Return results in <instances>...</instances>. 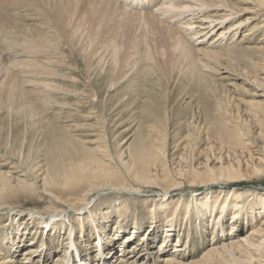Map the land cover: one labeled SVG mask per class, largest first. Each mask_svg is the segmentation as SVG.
Segmentation results:
<instances>
[{"label":"rangeland","instance_id":"obj_1","mask_svg":"<svg viewBox=\"0 0 264 264\" xmlns=\"http://www.w3.org/2000/svg\"><path fill=\"white\" fill-rule=\"evenodd\" d=\"M220 1L218 33L245 22L211 45L98 0H0L26 27L0 31V264H264V0ZM234 187L235 217L202 205Z\"/></svg>","mask_w":264,"mask_h":264},{"label":"bare ground","instance_id":"obj_2","mask_svg":"<svg viewBox=\"0 0 264 264\" xmlns=\"http://www.w3.org/2000/svg\"><path fill=\"white\" fill-rule=\"evenodd\" d=\"M60 1H62V0H60ZM71 1H73V0H71ZM98 1L100 3L118 6L119 8H121L123 11H125L127 13H132V14L139 15V16H145V15L155 16V15H157L156 17L158 19L160 18L162 20V22H165L169 26H175L174 29L178 30L179 33L181 32L182 34L190 35L193 38H195L196 36H199V38L206 39V40L211 37L210 38V39H212L210 41L211 45L216 44L219 40H223V38H226V35L228 34V32L238 28L241 25V23L243 24L245 22V20H243L239 23L237 21H233V23L227 27V30L223 29L218 33V31L221 27V23L226 22L228 19H231V21H232V20H234V18H237L236 17L237 15L234 16L237 12H235L234 9L225 8V7H227L226 3H224V1H220V0L218 1L219 4H217V5L211 3V1L209 2L208 0H162L160 2V4L157 7H155L154 10H149V11L146 10L144 12L143 11L142 12L136 11L135 9L134 10L128 9V8H126V6L124 7L121 3H119L115 0H98ZM247 2H249V1H247ZM126 3H127V5H131L134 8L136 7V9L142 8V5H144L145 3H151L152 4L151 0H126ZM153 3H154V0H153ZM6 8H7V6H6ZM8 9H10V8H8ZM246 9L249 10L250 13H254V12L256 13V9H258V8H256V6H248ZM5 10H3L2 13L0 14V18H1L0 19V31L3 33L15 32L14 29H9V28H11V27H9L10 24L9 25L5 24V23H8V21H13L14 24L16 22H18L17 19L8 20V18H11L14 16L15 11L13 10L14 13H12V12H8V10L7 11H5ZM19 11H22V9H18V12ZM25 11L26 10H24L23 14H18V15L23 16V18H25V19H32L34 17L33 13L25 12ZM14 18H15V16H14ZM170 19L171 20L172 19L178 20V25H176V24L172 25L171 23H168ZM246 19H249V17H247ZM17 24L20 28L22 27L23 29L26 30L25 25H23L19 22ZM173 24H174V22H173ZM13 27L17 28V25H14ZM25 30H23V31H25ZM216 31L219 35L217 37L213 38L214 36H212V34H214ZM186 32H188V33H186ZM221 42L222 41H220V43ZM117 46L115 47V55L116 56H117V53L119 50L117 48ZM210 52L215 53V54L218 53V52H214V51H210ZM15 62L16 61H14V63ZM55 159L53 158V160H55ZM91 171L94 175L96 174L93 170H91ZM67 173H69V172H67ZM78 173H80V172H78ZM102 173L107 174L108 177L110 176L114 179L118 178V173H116V172L111 173L107 170L105 171V167L100 168V172L98 175H102ZM72 174L74 176L76 175L75 173H72ZM71 176H72L71 174L70 175L68 174V175H66L65 179L69 180L71 182L74 179V178L71 179ZM78 176H80V175H78ZM81 177H84V175H81ZM249 195H252V193H248V191L246 192V191H243L240 189H236V187H234V188L230 189L227 193H223V194L219 193L218 196L215 198L211 199V197H207L208 199L206 201H204L202 205L205 207H208L211 204H213V206H216L219 209V211H222V210H224L225 207H227L226 203L228 202V199H231L232 201L236 202L235 203V211H234V217H235L236 211H238V213L241 211V210L236 209L237 207L239 208L240 206H242V203H240L242 201H240V200L245 199ZM253 197L256 198L255 200L262 201V204H264V192L254 193ZM179 202L180 201H177L175 203H174V201L170 202V201H168V198H164L163 201L161 202V205H163L164 211H167V209H169V208H173V212H174L173 214L177 215V214H179V211H181L183 209ZM81 212H79V213H81ZM155 214H156V212L153 213V215H155ZM59 215H61V214L59 213ZM263 223L264 222H262V224ZM261 229L264 232V226ZM254 234H258V232L253 231V235ZM243 239H245L249 242L251 238L249 239L248 236L247 237L245 236V237H243ZM250 242H252V241H250ZM261 242H264V238L261 239ZM246 244H247V242H246ZM249 245L252 246L253 243H250ZM223 246H225V245H223ZM220 249H221V247H220ZM216 251H218V247H214L213 249L208 251V253H209V255H215V254L219 253ZM1 254H3V252H0V255ZM172 258H168V261H169V259H171L170 262H174L175 259L174 258L172 259ZM255 258L256 257H253V259L250 261V264H252V262H254L256 260ZM14 261H16V260H13V258L7 260V262H14Z\"/></svg>","mask_w":264,"mask_h":264}]
</instances>
